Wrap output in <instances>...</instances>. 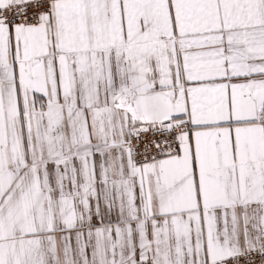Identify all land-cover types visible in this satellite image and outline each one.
Wrapping results in <instances>:
<instances>
[{"label":"snow or ice","instance_id":"obj_1","mask_svg":"<svg viewBox=\"0 0 264 264\" xmlns=\"http://www.w3.org/2000/svg\"><path fill=\"white\" fill-rule=\"evenodd\" d=\"M0 264H264V0H0Z\"/></svg>","mask_w":264,"mask_h":264}]
</instances>
